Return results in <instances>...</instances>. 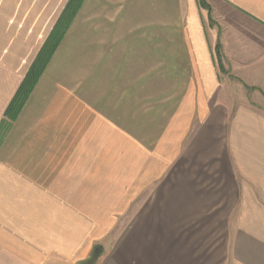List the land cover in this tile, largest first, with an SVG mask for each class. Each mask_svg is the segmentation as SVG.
<instances>
[{"label": "crops", "instance_id": "0c3cea01", "mask_svg": "<svg viewBox=\"0 0 264 264\" xmlns=\"http://www.w3.org/2000/svg\"><path fill=\"white\" fill-rule=\"evenodd\" d=\"M68 2L0 0V264H264V0H84L1 126Z\"/></svg>", "mask_w": 264, "mask_h": 264}, {"label": "trees", "instance_id": "16d2710c", "mask_svg": "<svg viewBox=\"0 0 264 264\" xmlns=\"http://www.w3.org/2000/svg\"><path fill=\"white\" fill-rule=\"evenodd\" d=\"M83 1L84 0H69V2L67 3L54 29L42 46L29 71L27 72L23 82L21 83L18 91L9 104L5 112L7 120H3L1 126L5 125L7 127L10 124V121H13L18 117L31 92L35 88L39 78L43 74L52 56L54 55L56 49L65 37L69 26L77 15L80 7L83 4ZM199 3L202 7H206L209 10L211 9L206 0H199ZM217 49L219 64L221 67H223L220 44L219 46L217 45Z\"/></svg>", "mask_w": 264, "mask_h": 264}, {"label": "rangeland", "instance_id": "374dc122", "mask_svg": "<svg viewBox=\"0 0 264 264\" xmlns=\"http://www.w3.org/2000/svg\"><path fill=\"white\" fill-rule=\"evenodd\" d=\"M72 23V22H71ZM71 25V24H70ZM70 27V26H69ZM112 28H122V26L119 25H111ZM129 35L133 33H137V42H134L137 44L138 48H141L143 50V63H144V76L145 80L149 79V77L152 75V71L154 72V76L159 80V95L161 96L160 104L162 107L161 113H164L169 107L167 101L164 98H167V93L172 90H169L168 87V78H167V61H168V53L169 49H171L174 46V42L170 40L171 34H173V30L170 29L168 25H162V24H137L130 26H125ZM113 31V30H112ZM140 40V41H139ZM116 45V43L114 42ZM130 44V43H129ZM157 65L159 66V70L157 69ZM159 71V77L156 76V72ZM147 94H151L152 92H156V90H150L145 89ZM147 95H145L146 97ZM170 105L172 107H176L175 104H173V101H170ZM168 111V110H167ZM166 115V114H164Z\"/></svg>", "mask_w": 264, "mask_h": 264}, {"label": "water", "instance_id": "95a60500", "mask_svg": "<svg viewBox=\"0 0 264 264\" xmlns=\"http://www.w3.org/2000/svg\"><path fill=\"white\" fill-rule=\"evenodd\" d=\"M101 247H96L93 254L91 255L90 259L85 262V264H94L97 258L100 255Z\"/></svg>", "mask_w": 264, "mask_h": 264}]
</instances>
